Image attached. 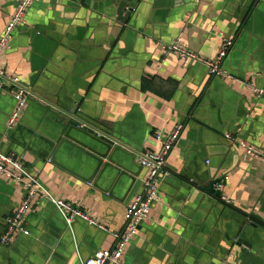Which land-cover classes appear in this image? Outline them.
I'll list each match as a JSON object with an SVG mask.
<instances>
[{
  "label": "crops",
  "instance_id": "obj_1",
  "mask_svg": "<svg viewBox=\"0 0 264 264\" xmlns=\"http://www.w3.org/2000/svg\"><path fill=\"white\" fill-rule=\"evenodd\" d=\"M18 2L0 0V32ZM179 37L207 59L217 57L223 40L234 41L221 65L230 76H211L198 63L184 67L166 55ZM0 67L33 96L21 123L8 130L16 103L0 92V150L108 231L83 220L68 226L51 202L37 199L26 218L30 234L0 245V264H83L112 249L113 233L124 230L126 210L144 192L147 170L139 155L160 149L154 131L167 137L179 124L184 129L161 199L123 264H264V164L224 137L237 131L264 151V97L254 91L264 89V0H36ZM40 97L67 112L77 109L125 141L131 173L115 179L109 170L88 182L85 155L60 147L57 116ZM214 181L223 183L230 204L207 191ZM24 194L0 177V238Z\"/></svg>",
  "mask_w": 264,
  "mask_h": 264
},
{
  "label": "built area",
  "instance_id": "obj_2",
  "mask_svg": "<svg viewBox=\"0 0 264 264\" xmlns=\"http://www.w3.org/2000/svg\"><path fill=\"white\" fill-rule=\"evenodd\" d=\"M36 0H19L16 10L5 29L0 32V59L11 47V41L15 30L21 25H27V16ZM181 37L165 47L166 55H176L184 67L191 63H198L207 68L211 76L228 78L230 75L222 68V62L230 55L234 41L223 40L222 47L215 59H207L194 53L182 44ZM256 96L264 97V89H254ZM0 92L11 94L15 100V108L8 118V130L15 129L28 108L29 101L33 97L30 89L22 84L19 77L0 67ZM184 126L177 125L173 131L165 137L161 131H154L155 141L160 144L158 151L141 153L140 164L147 170V176L143 181L144 192L134 198L125 213V228L121 232L113 233L115 245L112 249L99 250L83 264H123L124 254L128 246L138 235L140 225L148 218L151 208L161 199V183L170 176L168 171V159L176 147L182 135ZM225 139L252 158L258 159L264 164V151L242 140L237 131L227 132ZM0 177L13 182L24 190V200L16 211L6 221L5 232L0 238V245H9L15 234L29 235L26 227V218L37 199L48 200L59 212L63 220L71 226L76 220H83L90 225H95L103 231L107 228L99 225L96 220L83 209L74 206L61 198H57L40 182L31 175L25 164L14 155H7L0 150ZM227 179V177L225 178ZM224 185L220 182L217 190L222 192ZM222 200L228 204L230 199L222 196ZM108 232V231H107Z\"/></svg>",
  "mask_w": 264,
  "mask_h": 264
},
{
  "label": "water",
  "instance_id": "obj_3",
  "mask_svg": "<svg viewBox=\"0 0 264 264\" xmlns=\"http://www.w3.org/2000/svg\"><path fill=\"white\" fill-rule=\"evenodd\" d=\"M55 102L52 99L38 98V103L47 112L57 116L62 136L60 147L68 145L85 155L86 160L83 162V168L92 172L90 178L87 179L88 182H92L96 176L97 179H102L109 170L116 172L117 176L115 179H118L121 175L131 173L125 163H127V158L133 160V157L125 141L110 136L99 130L92 123H88L78 113L77 109H71L67 112ZM219 183L217 181L212 182L207 187V191L217 197H221L222 192L216 189ZM253 226L256 225L253 224ZM238 241L249 247L251 246L243 238L238 239Z\"/></svg>",
  "mask_w": 264,
  "mask_h": 264
}]
</instances>
